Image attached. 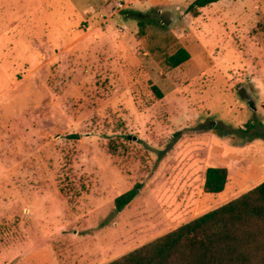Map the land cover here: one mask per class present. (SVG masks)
I'll return each instance as SVG.
<instances>
[{
    "label": "rangeland",
    "instance_id": "obj_1",
    "mask_svg": "<svg viewBox=\"0 0 264 264\" xmlns=\"http://www.w3.org/2000/svg\"><path fill=\"white\" fill-rule=\"evenodd\" d=\"M193 1L0 0V264H104L236 197L208 166L264 180V0Z\"/></svg>",
    "mask_w": 264,
    "mask_h": 264
},
{
    "label": "trees",
    "instance_id": "obj_2",
    "mask_svg": "<svg viewBox=\"0 0 264 264\" xmlns=\"http://www.w3.org/2000/svg\"><path fill=\"white\" fill-rule=\"evenodd\" d=\"M220 0H194L187 11L194 16L198 9ZM134 13V12H133ZM143 26L141 20L138 21ZM190 59L181 47L165 58L170 68ZM159 98L163 94L152 88ZM228 170L208 167L203 192L224 191ZM134 187L114 199L117 211L136 195ZM104 264H264V180L228 202L211 209Z\"/></svg>",
    "mask_w": 264,
    "mask_h": 264
},
{
    "label": "crops",
    "instance_id": "obj_3",
    "mask_svg": "<svg viewBox=\"0 0 264 264\" xmlns=\"http://www.w3.org/2000/svg\"><path fill=\"white\" fill-rule=\"evenodd\" d=\"M232 164V163H231ZM235 166V167H234ZM233 166V169L231 168V166H229V164H227V163H219V164H215V165H211V166H208V167H224V168H226L227 170H228V180H227V184H226V187H225V189H224V191H222V192H220V193H217V194H221V193H223V192H226L227 191V188H228V186L230 185V189L234 192V194H238V195H240L241 193H243V192H245V191H243L242 190V188H244L243 187V184H246L247 183V181H244L242 184H236V182H234L235 180H234V177L236 176L237 177V179L238 178H242L241 176H243V173H244V169L242 168V165H240V164H236V165H234ZM207 167V168H208ZM206 168V169H207ZM206 169H205V171H206ZM204 179H205V172H204V176H203V180H202V188H203V184H204ZM240 179H238V181H239ZM232 181H233V183H232ZM231 183V184H230ZM241 183V182H240ZM260 183V182H259ZM257 185V184H256ZM242 190V191H241ZM245 190V189H244ZM247 190H248V188H247ZM246 190V191H247ZM217 194H215V195H217ZM237 195V196H238ZM236 196V197H237ZM232 197H234L235 198V195H232V193L231 194H228L227 196H226V198L224 199V200H222L221 202H225L226 200H229V199H231ZM228 202V201H227Z\"/></svg>",
    "mask_w": 264,
    "mask_h": 264
},
{
    "label": "water",
    "instance_id": "obj_4",
    "mask_svg": "<svg viewBox=\"0 0 264 264\" xmlns=\"http://www.w3.org/2000/svg\"><path fill=\"white\" fill-rule=\"evenodd\" d=\"M67 137L70 139H74V138H78L79 135L78 134H69Z\"/></svg>",
    "mask_w": 264,
    "mask_h": 264
}]
</instances>
